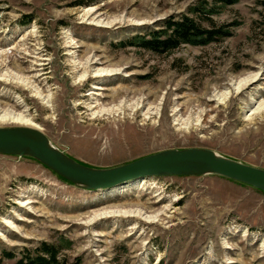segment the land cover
Masks as SVG:
<instances>
[{"label": "rangeland", "instance_id": "374dc122", "mask_svg": "<svg viewBox=\"0 0 264 264\" xmlns=\"http://www.w3.org/2000/svg\"><path fill=\"white\" fill-rule=\"evenodd\" d=\"M206 1L0 0V106L26 110L56 148L90 167L204 148L264 169V110L251 111L264 102V0L216 3L211 22L190 11ZM182 15L228 28L229 36L164 54L133 45ZM87 60L114 72L80 82ZM253 75L225 100L214 99ZM11 76L34 79L50 105ZM94 83L102 89H91ZM120 102L129 106L124 113L91 115ZM148 106L159 113L144 118ZM147 180L103 196L31 158L0 154V264H18L42 244L59 248L58 264H264L263 192L215 175ZM18 200L31 202L20 207ZM111 208L157 217L90 220Z\"/></svg>", "mask_w": 264, "mask_h": 264}, {"label": "water", "instance_id": "95a60500", "mask_svg": "<svg viewBox=\"0 0 264 264\" xmlns=\"http://www.w3.org/2000/svg\"><path fill=\"white\" fill-rule=\"evenodd\" d=\"M0 154L31 158L86 191H102L143 178L215 175L264 193V169L204 148L170 149L121 165L96 168L78 163L60 151L39 130L0 127Z\"/></svg>", "mask_w": 264, "mask_h": 264}, {"label": "bare ground", "instance_id": "6f19581e", "mask_svg": "<svg viewBox=\"0 0 264 264\" xmlns=\"http://www.w3.org/2000/svg\"><path fill=\"white\" fill-rule=\"evenodd\" d=\"M87 14H88V12H87ZM69 52H70V50H69ZM73 55H74V53H73ZM72 58H73V56H72ZM38 60L41 61V59H39V58H38ZM37 63L34 62L33 65L35 67L36 66H42V64H37ZM79 64L80 63H74L75 68H78ZM86 64H87L86 68H84L82 73L79 75L78 80L80 82L85 81L89 78H100L102 76H105V75L110 74V73L112 74V72H114V70H112V69L109 70V69L99 68L97 66L99 64V62H97L95 60H89V61L87 60ZM81 68H82V66H81ZM34 69L37 70L36 68H34ZM37 71L40 72L41 70H37ZM2 76L8 77V75H6V74H3ZM256 77H257V75H253V76H249L243 80H240L238 82H235V81L231 82L229 89H227L225 92H223L221 94L215 93L214 99L225 100L231 94L232 91H237L238 89H240V87L242 85H246L248 83L253 82L254 80H256ZM11 78L15 79L17 81V84H19L20 87H24L26 90L33 91V93H34L33 95L37 99H40L43 104H45L46 106L50 105L51 96L49 94H47V95L43 94L42 91L39 88H37V86L35 85L34 79L23 78L22 76L21 77H15V78H14V76H11ZM91 89L100 90L102 88L98 84L94 83L93 85H91ZM87 94L98 95V93L93 92L92 90L89 91ZM140 104H141V102L135 104L134 107H138ZM96 107L97 106L92 104V105H89L88 107H86V110L87 111H93V109H95ZM128 107L129 106L126 105L125 103L120 102L116 106H112V107L106 108V109L101 108L99 111L92 112L91 115L93 116V118L95 116L101 114V113L102 114L105 113L108 115H111V114L116 115V114L124 113L125 109ZM142 107H143V105H142ZM142 110L144 113L143 114L144 118H151L152 115H154V114L156 115L159 113L158 107L148 106L146 109L143 108ZM262 110H264V102H259L257 104V106L251 111H252V114H254V113H259ZM26 114H27L26 110L17 111L14 108L1 107L0 106V126L12 124V125H16V126H10V127H27V128H33V129L41 131V129L39 127H37L35 124H32V121L27 117ZM174 120L179 121V123H176V124L177 125L179 124L180 126H184L183 129L189 128L190 124L187 122L188 120L184 121L183 119H181L179 117H178V119H174ZM147 179H149V178H143V179L129 181L128 183H125V184H122V185H119V186H116V187H113L110 189L102 190L103 191L102 194H103V196L104 195H116V194H119L121 192H125L127 189H130V188H134V187H137V188L140 187L141 188L142 185L144 186L146 183H148ZM17 202H18L20 207H24V206H28L31 201H29V200H24V201L18 200ZM118 216H124V217L127 216V217L138 218V219L146 221V222H152L154 220V218L157 217V215H147L146 212L141 210V209H134L133 210V209H122V208L113 209V208H111V209H107L105 211H101V212L99 211V213L95 214L90 220H92L94 218L118 217ZM6 223L9 225L10 228H15L14 224L11 221L6 222ZM225 248L231 249V247H228V246H225Z\"/></svg>", "mask_w": 264, "mask_h": 264}, {"label": "trees", "instance_id": "16d2710c", "mask_svg": "<svg viewBox=\"0 0 264 264\" xmlns=\"http://www.w3.org/2000/svg\"><path fill=\"white\" fill-rule=\"evenodd\" d=\"M237 0H211L203 5L192 8L191 13L198 14L211 22V16L217 13L216 3L228 6ZM229 36L228 28L223 26L205 27L192 16L182 15L172 18L161 29L152 30L147 34L136 36L133 45L154 53L171 52L181 45L205 46L223 37ZM59 248L49 244H42L33 254L26 253L18 264H58Z\"/></svg>", "mask_w": 264, "mask_h": 264}]
</instances>
